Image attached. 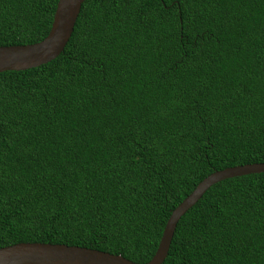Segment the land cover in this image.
<instances>
[{
	"label": "trees",
	"instance_id": "obj_1",
	"mask_svg": "<svg viewBox=\"0 0 264 264\" xmlns=\"http://www.w3.org/2000/svg\"><path fill=\"white\" fill-rule=\"evenodd\" d=\"M58 0H0V47ZM264 163V0H86L63 52L0 73V248L144 264L210 174ZM163 264H264V173L211 186Z\"/></svg>",
	"mask_w": 264,
	"mask_h": 264
},
{
	"label": "water",
	"instance_id": "obj_2",
	"mask_svg": "<svg viewBox=\"0 0 264 264\" xmlns=\"http://www.w3.org/2000/svg\"><path fill=\"white\" fill-rule=\"evenodd\" d=\"M86 0H58L47 36L33 44L0 47V73L26 71L56 59L67 45L81 6ZM264 173V163L247 164L216 171L203 179L172 211L157 250L144 264H163L177 223L216 183L235 177ZM0 264H138L120 255L93 249L48 243H18L0 248Z\"/></svg>",
	"mask_w": 264,
	"mask_h": 264
}]
</instances>
